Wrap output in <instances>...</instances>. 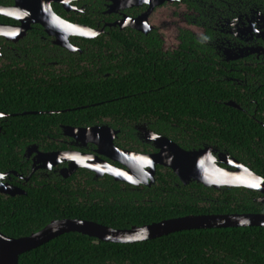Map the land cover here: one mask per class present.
I'll list each match as a JSON object with an SVG mask.
<instances>
[{
  "label": "trees",
  "instance_id": "1",
  "mask_svg": "<svg viewBox=\"0 0 264 264\" xmlns=\"http://www.w3.org/2000/svg\"><path fill=\"white\" fill-rule=\"evenodd\" d=\"M243 1H258L264 10V0ZM0 6H12V0H0ZM88 21L86 17L78 22ZM36 35L44 36L42 31ZM110 40L102 44L97 39H77L80 44H72L80 53L45 45L31 33L17 46L6 44L12 49H3L0 56L1 174L23 172L20 162L26 147L54 150L51 138L60 136V125L105 124L118 131L115 144L130 149L131 142L138 144L134 125L149 122L158 132L165 121L192 122L196 138L206 139L264 179V84L262 93L252 98L255 113L224 105L240 102L220 86L199 84V93L192 95V87L182 81L175 91L161 93L157 82L143 79L137 67L111 61L115 58L108 54ZM17 54L22 68H17ZM46 56L55 63L50 71L41 65ZM199 142L192 138V149L201 147ZM78 173L74 184L35 180L23 189L24 195H0V233L23 238L63 219L127 230L186 216L264 214V203L257 202L259 194L243 188L214 190L192 182V191L176 190L171 187L178 182L170 172L165 179L158 173L150 187L136 188L109 176L94 179L83 169ZM18 264H264V228L189 230L123 244L67 233L20 255Z\"/></svg>",
  "mask_w": 264,
  "mask_h": 264
},
{
  "label": "flooded vegetation",
  "instance_id": "2",
  "mask_svg": "<svg viewBox=\"0 0 264 264\" xmlns=\"http://www.w3.org/2000/svg\"><path fill=\"white\" fill-rule=\"evenodd\" d=\"M256 3L258 1L250 4L243 0H156L151 3L149 0H58L51 3V8L63 21L94 31L97 35L91 39H97L99 43L105 44L111 38L108 54L111 53L115 58L111 61H114V64L125 61L129 68L137 67L142 72L143 79L153 78L157 82V89L161 93L175 91L182 81L192 87V95L199 93L196 91L199 84L220 86L222 89L231 90L238 96L240 102L238 104L230 100L224 102V105L228 106V103H231L233 106L228 107L241 110L243 113L249 111L255 113L257 106L252 98L262 93L261 87L264 84V10ZM0 16L3 18L0 25L14 28L21 26L20 19ZM86 17L89 19L88 24L78 22L84 21ZM39 31H42L44 36L36 35ZM28 33L38 37L45 45L58 47L53 43L54 38L46 35L41 25L30 24L25 35L17 42L0 38V56L3 49L7 51L12 49L6 44L17 46ZM77 39L91 40L70 36L68 42L75 50L58 48L69 53H80L75 44H72V42L80 44ZM31 42H34L33 39ZM16 59L17 68H22V58L17 54ZM46 60V63L41 65L44 70L50 71L55 63L51 62L49 56H46ZM150 124L146 122L133 126L138 144L131 142L130 144L134 146H130V149L129 146L127 149L119 148L115 144L118 131L102 125L116 132L112 141L114 146L141 155L158 152L151 143L152 135L167 139L185 151L204 147L218 151L209 145L206 139L196 138L197 133L192 131V122L163 121L159 124L158 132L152 130ZM166 124L169 128H166ZM59 128L60 136L51 138L55 142L54 150L44 152L36 146L26 147L25 150L28 151L23 153L20 162L23 172H9L4 181L22 190L34 185L35 180L46 182L57 179L76 183L79 180L78 172L83 168L77 169L69 176H66L64 170L71 163L70 160H73L74 154L93 155L97 147L85 137L75 136L71 131L64 130L87 127L60 125ZM192 138L200 141L201 147L192 149ZM181 145H189L190 148L184 149ZM54 152L69 153L70 155L65 156L68 161L51 164L52 161L44 162L39 159L40 153ZM100 158L114 167L123 168L118 163L104 157ZM83 170L97 179L93 172ZM154 170V181L158 173L165 179L170 172L171 178H176L178 182L171 188L178 190L182 187L192 191V182L182 184L168 167L156 165ZM12 173H16L20 178L13 176ZM128 186L150 187L145 184ZM257 202L264 203L260 201V195Z\"/></svg>",
  "mask_w": 264,
  "mask_h": 264
},
{
  "label": "water",
  "instance_id": "3",
  "mask_svg": "<svg viewBox=\"0 0 264 264\" xmlns=\"http://www.w3.org/2000/svg\"><path fill=\"white\" fill-rule=\"evenodd\" d=\"M152 1L156 0H149L150 3ZM52 2L58 0H13L12 6H0V15L21 21V26L16 28L0 25V38L17 42L25 35L30 24H39L46 35L54 38V45L74 51L75 48L68 42L70 36L91 39L97 35L85 26L71 24L57 17L51 8ZM228 106L233 104L228 103ZM1 116L3 115L0 114ZM64 130L71 131L75 136L85 137L97 147L93 155L74 154L73 160H70L71 163L64 170L66 176L83 168L93 172L96 178L107 175L116 182L150 186L154 183L155 166L162 165L171 169L182 184L194 182L214 190L243 188L258 193L260 201L264 202V179L236 159L210 147L185 151L167 139L152 135L151 143L158 152L141 155L114 146L112 141L116 132L105 125ZM27 151L28 149L25 153ZM67 155L70 154L40 153L39 159L44 162L52 161L51 164H54L68 161L65 158ZM100 157L118 163L123 168L114 167ZM145 167L148 168L144 171ZM12 175L20 178L16 173ZM8 176V173H0V195L9 197L24 195L22 189L4 181ZM236 227L264 228V214L186 216L127 230H113L92 222L74 219L55 220L23 238H9L0 233V264H18L20 255L67 233L81 234L102 242L123 244L147 241L181 231Z\"/></svg>",
  "mask_w": 264,
  "mask_h": 264
}]
</instances>
